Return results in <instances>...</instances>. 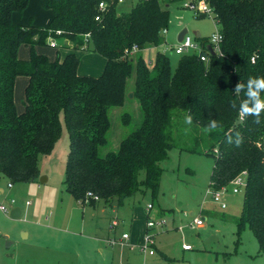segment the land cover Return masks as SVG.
I'll list each match as a JSON object with an SVG mask.
<instances>
[{
    "label": "trees",
    "instance_id": "1",
    "mask_svg": "<svg viewBox=\"0 0 264 264\" xmlns=\"http://www.w3.org/2000/svg\"><path fill=\"white\" fill-rule=\"evenodd\" d=\"M100 1L41 0L53 12L44 28L13 21V12L24 11L29 0H0V176L11 183L37 180L40 156L50 153L62 135L61 114L70 139L63 183L82 205L101 201L122 206L138 193L158 196L160 163L173 148L212 154L213 190L243 175V209L233 221L239 233L252 230L264 256V115L257 125L254 117L242 119L230 107L238 82L264 76V0H211L213 19L223 34L220 51L211 54L210 39L196 36L208 60L185 54L175 70L164 52L158 51L149 64L142 55L135 59L125 51L134 44L140 51L164 44L162 30L170 21L167 2L183 0H137L128 12L110 2L101 10ZM22 44L30 47L28 59L19 57ZM47 44L58 49L55 60L36 51ZM63 49L69 51L64 58ZM79 50L105 57L100 76L78 72ZM133 70L143 123L122 140L118 151L101 156L100 147L108 143L110 109L123 105ZM19 75L29 78L22 113L15 103ZM244 99L241 92L237 103ZM186 115L192 116L191 125L185 123ZM211 119L220 127L207 133ZM128 121L125 114L124 123ZM236 132L244 137L239 148L226 142Z\"/></svg>",
    "mask_w": 264,
    "mask_h": 264
},
{
    "label": "rangeland",
    "instance_id": "2",
    "mask_svg": "<svg viewBox=\"0 0 264 264\" xmlns=\"http://www.w3.org/2000/svg\"><path fill=\"white\" fill-rule=\"evenodd\" d=\"M136 3V0H134ZM168 1V0H167ZM132 0L119 5L120 12L131 9ZM166 3V2H165ZM170 11L166 42L136 52L150 63L154 62L157 52H164L171 60L173 70L178 66L180 58L185 54L194 53L188 50L176 54L173 48L178 44V35L183 28L195 39L196 31L204 38H209L219 25L212 16H196L183 6V1L167 2ZM18 24L49 27L53 13L40 5L31 6L19 13ZM46 54L55 60L58 52L51 44L39 45L36 51ZM20 54L31 55L29 46L22 44ZM196 52H199L198 50ZM79 69L85 75L100 76L104 70V56L90 50L78 52ZM101 69V70H100ZM99 73V74H98ZM136 71L128 79L127 87L134 86ZM134 88V87H133ZM132 92V91H131ZM128 92L122 106L110 109V128L108 143L99 149L104 156L109 151H118L122 140L135 129L141 127L144 111L137 97H129ZM16 101L23 104L22 94H16ZM129 115V121L124 123V115ZM63 125L62 135L48 154L39 158V177L34 181L14 182L9 187L10 180L0 176V203L6 205L9 212L0 211V238L18 239L22 228L29 229L32 237L52 239L53 245L62 247L68 254H54L53 264H138L144 259L139 248L145 244L147 220L164 218L165 228H157L154 233V248L156 255L148 256V261L156 264H263L264 256L252 230L248 227L239 233L234 217L241 214L244 204V188L234 193L235 184L230 183L223 193L226 208L216 203L212 194L208 193L211 174L215 164L212 154L193 153L173 148L160 163L163 174L160 193L154 197L151 192L138 193L129 198L124 205L106 206L99 202V208L90 204L82 205L72 194L66 191L64 178L70 151L68 128L61 114ZM46 177L45 182L41 178ZM240 177L243 178V175ZM16 199L14 207L21 208V216L11 217L13 205L11 199ZM31 202L29 206L27 202ZM154 206L148 210V205ZM103 210V211H101ZM206 217L203 226L192 227L190 223L195 217ZM117 220L118 226H113ZM110 230V232L108 231ZM129 232L131 242L137 245L135 252L125 245H109L103 237H119ZM55 240H54V239ZM48 239L49 242H51ZM184 245H191L186 250ZM164 255V256H163ZM35 264H41L39 261Z\"/></svg>",
    "mask_w": 264,
    "mask_h": 264
},
{
    "label": "built area",
    "instance_id": "3",
    "mask_svg": "<svg viewBox=\"0 0 264 264\" xmlns=\"http://www.w3.org/2000/svg\"><path fill=\"white\" fill-rule=\"evenodd\" d=\"M125 0H101L99 2V8L101 10H105L110 3H116V4H121L123 3ZM183 6L186 8L191 9L196 16H202V15H208V16H214V9L213 6L211 5V0H183ZM168 31V28H165L162 30V34L165 35ZM210 42L209 44L212 45L213 49L215 50V52H219L220 51V46L221 43L223 41V34L220 30V27L209 37ZM189 40L190 43L186 46L185 45V41ZM53 44V43H52ZM51 44V45H52ZM140 50V48L138 47V45L134 44L132 46L131 49H127L125 51V55L126 56H132L133 54H135L136 52H138ZM173 50L176 52V54H183L188 50H193L194 53H197L200 55L201 59L203 61H207L208 60V56L204 53H202V46L200 44V42L196 39H193L191 37V35L187 32L183 39L181 41H178V44L173 48ZM199 52H196V51ZM209 52V50H208ZM254 61V58H253ZM244 180L242 177H238L237 179H235L233 181V184L236 185V187L233 188L234 193H239L241 187H243L244 185ZM9 187L13 186V183H9L8 184ZM226 189L222 188V189H218V190H213L212 187L209 186L208 188V193L212 194L213 199L216 203H218L221 208H226L227 205L224 202V198H223V193ZM88 197H93L95 200H99L98 196L93 195L92 193H88ZM30 202L28 201L27 204H29ZM11 204L13 205L12 208H14V205H16V199L12 198L11 199ZM151 208H153L152 204L150 203L148 205V210H150ZM0 211L3 212H9V209L6 205L0 203ZM167 225V220L164 218H153L151 216H149L148 220H147V233H146V238H145V244L143 246H141L139 249V251L141 253H143L144 256H154L156 255V249L154 248V231L157 228H165ZM190 225L192 227L194 226H202L204 225V218L202 217H195L193 219V221L190 223ZM113 226H118V221L115 220L113 222ZM130 233L129 232H124L121 236L119 237H109L106 241L109 245L113 246L116 244H120V245H125L128 246L129 249L131 251H135L137 248V245L133 244L130 241ZM184 248L186 250L191 249V245H184ZM143 264H156L154 262H150V261H145Z\"/></svg>",
    "mask_w": 264,
    "mask_h": 264
},
{
    "label": "crops",
    "instance_id": "4",
    "mask_svg": "<svg viewBox=\"0 0 264 264\" xmlns=\"http://www.w3.org/2000/svg\"><path fill=\"white\" fill-rule=\"evenodd\" d=\"M126 1L127 0H125L124 2H126ZM136 2H137V0H136ZM131 4H132L131 5V8H132V6L135 4V1L132 0ZM40 5H42L41 0H29L27 8L31 7V6H34V7L39 6L40 7ZM119 5L120 4H118V7H119ZM167 6H169L168 3H167ZM19 13H20L19 11H14L12 14V19L17 24H18V20H19L18 15H20ZM37 47L38 46H36V48ZM153 47H155V46H153ZM153 47H147L145 49H149V48H153ZM55 49L58 52V49L57 48H55ZM145 49H143L141 51H144ZM79 51H77V55H78ZM141 51L139 50L138 52H141ZM68 52L69 51L66 49L61 50L60 51L61 57L64 58V56ZM39 53H42V50H39ZM26 56L27 55H25L24 53L22 55L19 52V57H21L22 59L27 58ZM104 64L106 65V59L104 60ZM78 72L82 75H85L82 71H80L79 67H78ZM28 82H29V78L25 75H19L16 78L15 103H16V108H17L18 113H22L25 110V106H24V101H23L22 105H19V102L16 101V94L20 95V93H21L22 98L25 99V89H26ZM133 87L134 86L129 87L128 92H131V91L133 92V89H134ZM4 192H5L4 189L2 187H0V194L4 193ZM30 204H31V202L29 204L26 203L27 206H29ZM93 207L99 208V205L97 204L96 206H93ZM101 211H103V210H101ZM203 218H204V220H206V217H203ZM108 231L110 232V230H108ZM20 233L22 236H20L18 239H16V238L11 239L8 236L5 237L6 240H2L0 238V264H35L38 261L41 264H53L54 254L59 253L60 256L68 254L66 249L64 250L62 247L56 248V245H53L52 239L48 238L51 241V242H49L48 239H45L44 237L34 238V237H32V232L29 229H25V228H22L20 230ZM108 238H109V236L107 238L103 237V239L106 243H107L106 240ZM130 241H131V237H130ZM133 252H135V251H133ZM146 257H148V256H144V259L142 260V262H140L138 264H143L145 261H148V258H146ZM128 260H127L126 264H130L128 262Z\"/></svg>",
    "mask_w": 264,
    "mask_h": 264
},
{
    "label": "clouds",
    "instance_id": "5",
    "mask_svg": "<svg viewBox=\"0 0 264 264\" xmlns=\"http://www.w3.org/2000/svg\"><path fill=\"white\" fill-rule=\"evenodd\" d=\"M190 43L189 40L185 41L187 46ZM243 92L246 99H239L240 93ZM261 93H264V76L260 77H250L246 84L237 83L233 89V94L237 99H233L230 102V107L239 112L241 118L254 117V123L259 125L261 124V117L264 115V98L261 97ZM193 118L191 115H186L185 123L191 125ZM220 125L216 119H211L210 123L204 129L205 132L211 133L216 131ZM227 143L234 145L239 148L244 143V137L241 133L236 132L235 136L229 135L226 140Z\"/></svg>",
    "mask_w": 264,
    "mask_h": 264
},
{
    "label": "water",
    "instance_id": "6",
    "mask_svg": "<svg viewBox=\"0 0 264 264\" xmlns=\"http://www.w3.org/2000/svg\"><path fill=\"white\" fill-rule=\"evenodd\" d=\"M187 32H188V29L186 27L183 28L178 35V41H181ZM196 36L198 37L201 36V33L199 31H196ZM207 49L209 50L211 54H215V50L213 49L212 45L208 44ZM129 97H134V92H130ZM46 180H47L46 177L41 178V182H45ZM21 213H22L21 208L16 206L12 208L11 210V217L14 219H17L21 216Z\"/></svg>",
    "mask_w": 264,
    "mask_h": 264
}]
</instances>
